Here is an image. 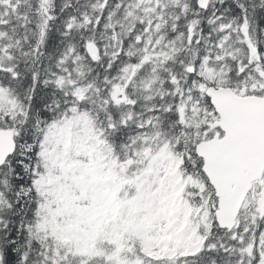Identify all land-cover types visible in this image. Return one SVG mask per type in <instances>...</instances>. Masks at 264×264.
I'll return each mask as SVG.
<instances>
[{
  "label": "snow or ice",
  "instance_id": "6c2138e0",
  "mask_svg": "<svg viewBox=\"0 0 264 264\" xmlns=\"http://www.w3.org/2000/svg\"><path fill=\"white\" fill-rule=\"evenodd\" d=\"M0 264H264V0H0Z\"/></svg>",
  "mask_w": 264,
  "mask_h": 264
}]
</instances>
